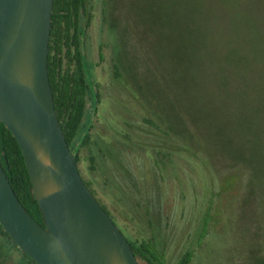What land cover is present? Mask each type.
I'll list each match as a JSON object with an SVG mask.
<instances>
[{"label": "rangeland", "instance_id": "obj_1", "mask_svg": "<svg viewBox=\"0 0 264 264\" xmlns=\"http://www.w3.org/2000/svg\"><path fill=\"white\" fill-rule=\"evenodd\" d=\"M91 3L82 179L167 264L189 247L190 264H261L264 0Z\"/></svg>", "mask_w": 264, "mask_h": 264}, {"label": "water", "instance_id": "obj_2", "mask_svg": "<svg viewBox=\"0 0 264 264\" xmlns=\"http://www.w3.org/2000/svg\"><path fill=\"white\" fill-rule=\"evenodd\" d=\"M53 0H0V122L20 147L43 223L0 162V224L37 264H140L82 179L56 116L47 58Z\"/></svg>", "mask_w": 264, "mask_h": 264}, {"label": "trees", "instance_id": "obj_3", "mask_svg": "<svg viewBox=\"0 0 264 264\" xmlns=\"http://www.w3.org/2000/svg\"><path fill=\"white\" fill-rule=\"evenodd\" d=\"M91 1L53 0L48 45L47 68L54 108L64 138L77 163L80 162V149L89 143L90 128L93 124L92 122L85 128L87 109L93 98L88 94L91 79L85 68L80 47L91 20ZM250 14L251 11L248 9L237 10L234 15L247 19ZM246 27L249 28L248 21ZM91 82L97 87L96 82L92 80ZM94 94L93 112H96L99 101L97 89ZM0 162L23 206L37 221L43 223L18 142L2 122H0ZM84 182L94 194L90 183L85 180ZM101 206L110 215L107 208L102 204ZM127 240L140 264H167L164 248L158 246L153 236L127 238ZM193 256L194 247H189L179 256L176 264H190ZM259 260L264 264V259ZM0 264H37L16 246L1 224Z\"/></svg>", "mask_w": 264, "mask_h": 264}]
</instances>
